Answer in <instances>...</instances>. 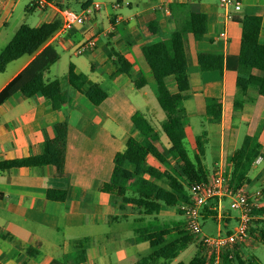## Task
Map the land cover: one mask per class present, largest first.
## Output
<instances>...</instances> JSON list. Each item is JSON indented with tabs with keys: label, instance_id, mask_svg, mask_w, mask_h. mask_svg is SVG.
I'll list each match as a JSON object with an SVG mask.
<instances>
[{
	"label": "crops",
	"instance_id": "1",
	"mask_svg": "<svg viewBox=\"0 0 264 264\" xmlns=\"http://www.w3.org/2000/svg\"><path fill=\"white\" fill-rule=\"evenodd\" d=\"M46 1L48 4L41 9L43 13L36 26L53 21L61 24V10L71 9L69 5L74 4L78 9L72 10L78 11L85 0ZM90 1L91 5L107 4L105 22L97 18L99 9L88 23L60 37L54 35L48 41L59 58L45 72L44 78L60 81L65 103L54 109L51 101L41 93L27 98L16 92L0 104V161L40 155L45 137L51 139L54 136L53 126L66 121L62 176H56L53 168L47 165L0 171V264H50L55 260L75 264V242L83 244L85 255V259L77 264H134L150 252L147 241H134L135 218L143 220V224L152 223L155 230H166L163 236L166 241L175 240L186 231L176 207L161 205L156 214L143 215L130 205L121 209L112 195L101 190L102 184L110 179L114 155L124 149L129 137L138 138L131 122L134 113H141L157 133L162 146L169 147L161 131L165 116L159 110L150 75L145 73L148 82L139 89L133 82L143 73L139 50L167 40L184 19V10H171V4H187L190 11L202 14L206 22L202 39L196 40L191 33L184 37L189 89L183 93L185 116L182 125L187 154L191 160L194 158L197 154L195 138L204 133L207 142L202 159L209 181L216 171L225 174L229 168L227 158L244 136L257 135L260 155L251 167L255 172L248 176L243 186L250 195L260 191L259 208L264 206V97L250 87L239 107H235L237 73L226 69L222 72L197 69L200 52L218 53L223 58L239 53L240 19L247 8L260 9L257 41L264 44V0H240L241 9L232 13V20L226 19L218 0ZM114 2L118 5L116 9L111 7ZM18 3L19 0H0V52L21 25L17 23L15 29L7 31ZM25 6L26 12L36 7L34 0H29ZM149 23L153 24V33L144 30ZM222 32L224 37L220 35ZM88 36L95 41L94 49L76 55L75 47ZM112 50L130 64L128 74L116 72L111 61ZM31 59L22 56L8 63L0 73V90ZM70 65L74 72L85 75L88 82L98 84L106 92L107 96L100 104L93 105L68 83L66 76ZM164 82L172 92L176 91L172 76L166 77ZM206 99L220 101L219 121H209L205 115ZM170 162L173 164L174 160L170 158ZM148 164L161 168L151 157ZM48 190L63 191L65 197L61 200L48 198ZM225 203L228 199L208 207L216 215L207 218L218 224L217 233L221 234L235 228L237 217L225 208ZM232 220L234 224L229 228ZM256 221L259 223L253 228L257 230L260 222H264V215L254 216L251 222ZM257 236L253 233L247 243L236 246L234 251L243 261H247L246 254L252 252L251 264H264V244ZM197 250L198 246L193 242L175 258L166 262L158 259L154 264H188ZM222 264L237 262L228 260Z\"/></svg>",
	"mask_w": 264,
	"mask_h": 264
},
{
	"label": "trees",
	"instance_id": "2",
	"mask_svg": "<svg viewBox=\"0 0 264 264\" xmlns=\"http://www.w3.org/2000/svg\"><path fill=\"white\" fill-rule=\"evenodd\" d=\"M91 5L90 0L82 3L81 9ZM171 10L183 9L184 19L181 25L173 31L169 38L142 47L138 52V58L142 72L134 80L135 88L146 85L148 80L145 73L151 77L157 103L165 116V122L161 127L166 136L169 147L165 148L159 141L157 133L139 112L131 117L133 128L138 132V138L129 137L121 152H117L113 158V169L108 182L101 186V190L112 195L121 209L130 205L139 214H156L161 205L176 207L188 202L189 193L187 187L192 183L207 182L208 172L203 164L204 146L207 142L202 133L196 136L195 143L197 154L191 160L184 146L185 131L182 119L185 116L183 106V93L189 89L188 63L184 48V37L191 33L196 40H200L205 34V17L197 12L189 10L187 4H171ZM260 9L247 8L240 19L241 39L240 49L236 56L223 58L221 54L212 52H200L197 54V69L201 72L223 69L237 73V95L234 102L239 107L242 97L248 88H255L258 95L264 97V44H259L257 35L260 26ZM149 23L145 32L153 33L154 28ZM60 28L59 21L43 23L36 27L21 24L3 50L0 52V73L8 63L22 57H31V61L14 76L0 90V104L20 92L24 97L30 98L37 93L51 101L54 109L60 108L66 100L65 93L58 79L46 80L45 72L59 58L58 52L48 41ZM111 61L116 66V72L128 74L130 64L116 51H111ZM256 71V73H254ZM172 76L175 82V92H172L165 84L164 79ZM68 83L82 93L93 105L100 104L107 96L106 92L96 83L88 82L85 75L74 72L72 65L67 72ZM205 115L209 121L217 122L221 116V104L219 100H205ZM260 130V129H259ZM258 130V132H259ZM257 132V134H258ZM53 138L45 137L43 151L40 155L27 158L0 161V171L22 166H51L56 176L63 175L66 121L62 120L53 126ZM261 145L257 135L244 136L238 147L227 158L229 165L225 171V178L232 188H239L248 179L253 162L260 155ZM153 158L160 166L148 164V159ZM170 158L174 160L171 164ZM163 167V169H162ZM48 198L63 199L64 192L48 190ZM264 199V192L262 193ZM210 205L202 209V221L207 217H215L216 212L209 210V206L217 203L216 199L209 200ZM253 215H264V206L253 210ZM135 242L147 241L150 252L140 257L134 264H154L158 259L163 262L175 258L180 251L191 243H196L194 236L187 230L178 238L166 241L163 236L166 230H155L152 223L143 224V220L135 218ZM259 223V222H254ZM250 236L255 233L264 244V222L256 229L249 230ZM197 253L188 264H205V253L198 245ZM229 255L230 258H229ZM229 258V259H228ZM85 259L83 244L75 242V264ZM235 260L237 264H251V260H241L235 251L225 253L221 257V264ZM50 264H70L52 261ZM181 264V263H179Z\"/></svg>",
	"mask_w": 264,
	"mask_h": 264
},
{
	"label": "built area",
	"instance_id": "3",
	"mask_svg": "<svg viewBox=\"0 0 264 264\" xmlns=\"http://www.w3.org/2000/svg\"><path fill=\"white\" fill-rule=\"evenodd\" d=\"M36 7L43 9L47 6L46 0H34ZM218 5L225 12L227 20L233 19L234 12L241 9L240 0H218ZM117 3L111 4L116 9ZM100 5L95 3L86 9L78 11L64 8L61 10V24L55 33L57 37L71 31L72 29L88 23ZM224 37V32L220 33ZM95 41L88 36L74 49L76 55L84 54L93 50ZM188 202L179 205V213L184 220L185 229L191 233L196 244L200 245L205 253V264H220L221 257L225 253H232L236 246L247 243L250 239V224L253 220V210L259 208L260 191L250 195L244 186L232 188L221 172H214L207 182L192 183L188 186ZM228 199L230 210L238 212L235 228L230 233H217L208 235L202 232V209L209 200ZM231 255H229L230 258Z\"/></svg>",
	"mask_w": 264,
	"mask_h": 264
},
{
	"label": "rangeland",
	"instance_id": "4",
	"mask_svg": "<svg viewBox=\"0 0 264 264\" xmlns=\"http://www.w3.org/2000/svg\"><path fill=\"white\" fill-rule=\"evenodd\" d=\"M28 1L29 0H19L18 5L15 7V9H14V11L12 13V18H11V20L9 22L7 31H11V30L15 29L14 27H15V25H17V23H19V24H27V25H29L31 27H34V26H36L38 24L40 16L42 15L43 12L38 7H34L31 12H26V10H25L26 6L25 5H27ZM94 1L102 2V3L103 2L108 3L107 2L108 0H94ZM106 5L104 6V4H100L101 8H100L99 12L97 13V18H98L99 21L101 20V22H105L104 21L105 20L104 19V10L106 9ZM69 8L75 9V10L78 9V7L74 6V4H70ZM9 68L7 69L6 72H8ZM50 73L51 74L53 73V69H51ZM5 75H7V73H5ZM251 88H253V87H251ZM159 110L161 111L160 108H159ZM161 114L163 115L162 111H161ZM254 172L255 171L253 169H251V171L249 172L248 176L250 177ZM224 206H225V208L229 209L228 203H225ZM231 212H232L233 215H236V216L238 215V212L235 211V210H231ZM231 222L232 223L230 224L229 228H231V226L234 224V220H232ZM254 224L255 223L252 222V228H253ZM217 225L218 224L215 221H213L211 218H206V219H204L202 221V232L204 234H208V235H215L217 233V228H218ZM219 227L221 229V232L224 233L225 229L222 227L221 224H220ZM193 248H194V246H193ZM246 255L248 257L247 260L252 259L251 258L252 256H250V255H252V252H248Z\"/></svg>",
	"mask_w": 264,
	"mask_h": 264
}]
</instances>
